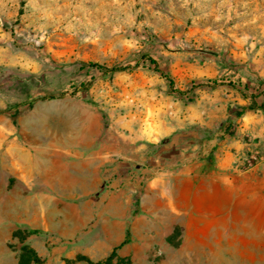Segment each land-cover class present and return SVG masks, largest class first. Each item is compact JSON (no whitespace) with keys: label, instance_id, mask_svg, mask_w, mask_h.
Listing matches in <instances>:
<instances>
[{"label":"rangeland","instance_id":"1","mask_svg":"<svg viewBox=\"0 0 264 264\" xmlns=\"http://www.w3.org/2000/svg\"><path fill=\"white\" fill-rule=\"evenodd\" d=\"M0 18L20 63L2 70L4 79L11 75L7 95L17 104L36 92L56 95L23 108L24 115L37 111L40 128L69 139L82 126L84 145L154 151L174 137L185 144L191 138L196 173L203 171L204 140L219 135L237 107L229 83L256 81L249 67L264 47V0H0ZM149 57L173 87L148 68ZM89 62L135 67L106 73ZM188 112L211 127L183 126L178 119ZM166 217L171 229L149 234L148 264H264V223L245 221V212L227 222L195 214L188 228L186 214Z\"/></svg>","mask_w":264,"mask_h":264},{"label":"crops","instance_id":"2","mask_svg":"<svg viewBox=\"0 0 264 264\" xmlns=\"http://www.w3.org/2000/svg\"><path fill=\"white\" fill-rule=\"evenodd\" d=\"M1 22L0 264H19L23 245L41 259L30 264H148L149 234L171 229L174 220L168 214H186L187 228L199 213L212 215L203 221L218 216L227 222L229 215L245 212V221L264 223V164L246 172L232 168L237 153L264 143L263 110L246 111L231 136L206 137L202 173L189 160L197 147L191 138L185 144L174 137L154 151L103 141L84 145L82 126L69 139L50 134L51 128L33 120L35 109L24 115L23 108H33L37 100L31 107L18 106L7 95L11 92L4 85H11V75L4 79L2 70L20 63ZM249 70L256 81H242L250 93H264V47H258ZM230 90L236 94L233 105L251 103L250 96ZM16 109L22 111L16 114ZM26 118L34 122L19 125ZM178 121L211 127L210 119L193 112ZM171 164L179 166L171 169ZM20 231L28 233L26 239L17 236Z\"/></svg>","mask_w":264,"mask_h":264},{"label":"trees","instance_id":"3","mask_svg":"<svg viewBox=\"0 0 264 264\" xmlns=\"http://www.w3.org/2000/svg\"><path fill=\"white\" fill-rule=\"evenodd\" d=\"M88 65L92 68L101 69L106 73L123 71V70L131 69L135 67V66L106 67L97 62H89ZM148 68L155 71L156 73H159L163 78H165L169 82L170 86L173 87L174 80L172 76L160 68L159 63L155 58L153 57L148 58ZM262 82L264 83V80ZM213 83L217 84L215 80L213 81ZM229 84L234 89L238 90L242 94V96L244 97L250 96L251 103L247 106H237L236 108L232 109L230 117L221 127V134H220L221 139L226 138L227 136H231L236 132L237 119L241 117L246 111H254V110L264 111V100L262 101L258 100L259 96L261 94H264L263 91L260 93H256V92L250 93L251 89L248 84H242L241 82H230ZM174 92H176L180 96L184 95V92L181 90H174ZM34 95L36 96L35 98H40V99L56 98V95L52 93L50 94V93L36 92ZM35 98L30 99L24 103H19L18 106L26 104L28 107H31L34 104ZM21 111H22L21 109H16V114H19ZM210 159L211 158L208 157V160ZM138 199H139V195L137 197V200ZM20 234H21V231L17 233V236ZM19 237L20 239L24 238L23 236H19ZM28 255L30 256V258H27ZM24 261L26 262V264H30V262L32 261L36 263H40L41 259L38 257L37 253L32 248L28 247L27 245H23L19 264H24Z\"/></svg>","mask_w":264,"mask_h":264},{"label":"built area","instance_id":"4","mask_svg":"<svg viewBox=\"0 0 264 264\" xmlns=\"http://www.w3.org/2000/svg\"><path fill=\"white\" fill-rule=\"evenodd\" d=\"M263 163L264 148L252 143L245 151L236 154L232 168L236 172H246Z\"/></svg>","mask_w":264,"mask_h":264}]
</instances>
